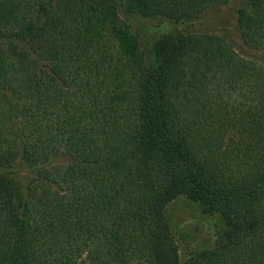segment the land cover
<instances>
[{
    "label": "trees",
    "instance_id": "1",
    "mask_svg": "<svg viewBox=\"0 0 264 264\" xmlns=\"http://www.w3.org/2000/svg\"><path fill=\"white\" fill-rule=\"evenodd\" d=\"M229 1L0 0V264H179L180 196L223 226L182 264H264V63L213 33L149 49L119 13ZM235 31L264 46V0Z\"/></svg>",
    "mask_w": 264,
    "mask_h": 264
},
{
    "label": "rangeland",
    "instance_id": "2",
    "mask_svg": "<svg viewBox=\"0 0 264 264\" xmlns=\"http://www.w3.org/2000/svg\"><path fill=\"white\" fill-rule=\"evenodd\" d=\"M244 0H230L227 4L208 9L201 17L189 23H171L162 19L143 17L124 7L119 11L130 32L142 45L152 48L164 35L213 33L223 35L236 52L247 59L264 63V46L258 49L242 47L235 31L236 10ZM17 184L24 177L22 162L17 163ZM164 217L178 251L179 264L189 254L212 247L223 232V226L216 214L202 213L198 205L183 196L172 200L164 208Z\"/></svg>",
    "mask_w": 264,
    "mask_h": 264
}]
</instances>
